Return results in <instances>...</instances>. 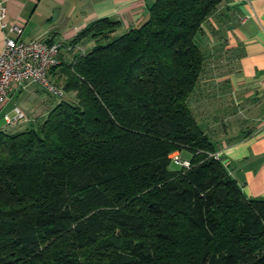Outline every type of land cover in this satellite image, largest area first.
Listing matches in <instances>:
<instances>
[{"label":"trees","instance_id":"16d2710c","mask_svg":"<svg viewBox=\"0 0 264 264\" xmlns=\"http://www.w3.org/2000/svg\"><path fill=\"white\" fill-rule=\"evenodd\" d=\"M223 2L156 0L140 26L107 17L72 42L94 45L61 100L0 130V264H264V200L194 106L212 70L197 39Z\"/></svg>","mask_w":264,"mask_h":264},{"label":"crops","instance_id":"0c3cea01","mask_svg":"<svg viewBox=\"0 0 264 264\" xmlns=\"http://www.w3.org/2000/svg\"><path fill=\"white\" fill-rule=\"evenodd\" d=\"M155 1L0 0V51L6 36H16L1 26L5 7V21L22 26V40L64 44L61 64L51 73L52 79L63 82L67 65L94 45L92 40L72 44L88 25L108 17L121 21L119 32H125L148 19ZM198 38L212 70L197 100L202 110L208 107V114L219 119L214 123L209 115L207 119L216 153L248 198L264 200V0H224ZM217 66L218 70L212 68ZM32 83L36 86L30 87ZM42 90L31 80L13 83L10 99L0 114V130H22L42 121L44 111H50ZM19 97H23V108L17 105ZM17 107L26 119L7 126L4 115L14 113Z\"/></svg>","mask_w":264,"mask_h":264},{"label":"built area","instance_id":"2783aa9c","mask_svg":"<svg viewBox=\"0 0 264 264\" xmlns=\"http://www.w3.org/2000/svg\"><path fill=\"white\" fill-rule=\"evenodd\" d=\"M6 8H2V28L15 37L6 36L4 48L0 51V114L2 107L10 99V91L13 83L22 84L33 81L41 85L50 93L63 97L64 91L51 80L52 71L61 64V51L63 43L46 40L24 41L20 37L23 28L17 23L5 21ZM26 119V114L20 108H15L14 115H4L7 126L15 125ZM220 157L218 153L215 154ZM173 158L182 163L178 153ZM188 166L189 162L185 161Z\"/></svg>","mask_w":264,"mask_h":264},{"label":"rangeland","instance_id":"374dc122","mask_svg":"<svg viewBox=\"0 0 264 264\" xmlns=\"http://www.w3.org/2000/svg\"><path fill=\"white\" fill-rule=\"evenodd\" d=\"M197 41H198V43L199 44H201V39L200 38H198L197 39ZM205 51V50H204ZM206 53H207V51H206ZM227 59V58H226ZM226 59H223V61H227ZM218 62H221V60H219ZM213 69L214 68H216L217 70H218V68H219V66H217V67H212ZM208 69V68H207ZM206 79V77L204 78V80ZM51 80H52V82L53 83H55L58 87H62L63 86V84H64V82L65 81H63V82H61L60 80H57V79H52L51 78ZM34 86H36L35 84H31L30 85V87H34ZM44 89V88H43ZM42 93H43V97H44V99L47 101V103H48V105H47V107H49L50 108V110L57 104V102H59L60 100H61V97H58V96H56V95H54V94H52V93H50L48 90H42ZM65 96H68V97H71V98H75V95L73 94V93H66L65 94ZM15 99H17V98H15ZM22 99H23V97H19L17 100V102H19V103H17V105L20 107V108H23L22 107ZM49 100V101H48ZM199 105V106H198ZM194 106H197V108L199 109V113L201 112L202 114H203V118L204 119H208V115H209V118H211L210 119V122H212V123H214V121L215 120H219L218 119V117H216V119L215 118H213V114H211V113H209L208 114V107H205V109L206 110H202V105L200 104V103H198V100H197V98L195 99V102H194ZM18 108V107H17ZM213 108V107H212ZM217 108V105L216 104H214V109H216ZM48 111H44V114L45 115H43L42 116V120L48 115ZM10 116H12V115H14V113H12V114H9ZM214 119V120H213ZM206 127L205 128H208L209 127V124H208V122H206V125H205ZM9 131H17V130H9ZM216 143V142H215ZM175 154H177V152L175 153ZM174 154V155H175ZM181 250V247H176L175 248V251H180Z\"/></svg>","mask_w":264,"mask_h":264}]
</instances>
